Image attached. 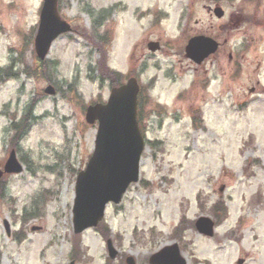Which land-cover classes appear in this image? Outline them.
<instances>
[{"label":"rangeland","instance_id":"1","mask_svg":"<svg viewBox=\"0 0 264 264\" xmlns=\"http://www.w3.org/2000/svg\"><path fill=\"white\" fill-rule=\"evenodd\" d=\"M43 2L0 0V69L9 71L12 57L21 60L15 66L20 78L0 84V168L14 149L25 166L0 185V264H69L74 246L77 264H127L128 257L149 264L174 243L189 264H264V29L253 24L258 0H61V14L75 32L54 43L43 65L47 78L34 80L20 72L22 62L34 66V41L26 38L38 29ZM218 5L223 18L214 15ZM230 17L239 19L231 25ZM198 34L221 43L200 66L185 53ZM150 41L160 42L161 50L150 52ZM245 44L249 65L232 71L230 49ZM10 49L22 52L11 55ZM31 69V75L41 72ZM108 71L140 72L150 96L141 109L146 149L140 179L119 205L107 206L99 227L75 235L77 176L98 131L87 124L86 108L108 100L114 81ZM48 84L55 95L45 94ZM25 114L30 121L20 123ZM14 124L21 130L16 140ZM201 216L216 219L213 237L197 231ZM110 238L120 252L114 261Z\"/></svg>","mask_w":264,"mask_h":264},{"label":"water","instance_id":"2","mask_svg":"<svg viewBox=\"0 0 264 264\" xmlns=\"http://www.w3.org/2000/svg\"><path fill=\"white\" fill-rule=\"evenodd\" d=\"M216 14L223 16L218 8ZM71 31L70 25L63 21L58 11V0H45L41 12V24L36 38V51L44 59L54 40L61 34ZM218 43L208 37L199 36L190 40L186 47L187 56L201 64L204 59L215 53ZM159 48L157 43L151 49ZM49 91H53L49 88ZM139 85L131 79L121 87L113 88L107 104L91 106L87 112V120L93 124L99 121L96 147L86 170L77 179L76 199L74 205L75 233L96 227L105 217L106 207L113 202L119 204L129 186L137 182L140 176L142 154L145 150V138L137 119V99ZM23 167L12 152L5 166L0 170V179L4 173H21ZM215 223L207 217L197 222L199 231L207 236L214 234ZM111 259L118 256L113 241L108 240ZM129 264L135 261L128 259ZM151 264H188L178 244L168 246L154 254ZM240 264L243 260L239 261ZM71 264H76L73 261Z\"/></svg>","mask_w":264,"mask_h":264},{"label":"flooded vegetation","instance_id":"3","mask_svg":"<svg viewBox=\"0 0 264 264\" xmlns=\"http://www.w3.org/2000/svg\"><path fill=\"white\" fill-rule=\"evenodd\" d=\"M258 5H260V6L257 9L256 15H255L256 18H255V21L253 24L256 25L258 28L264 29V0H258ZM225 14H226V12H225ZM238 19H234V17H230V24L231 25L235 24ZM227 41H229V40H226L225 42H227ZM254 41L255 40L253 38H251L250 42H254ZM235 45L238 47L237 44H235ZM235 45L233 47H231L230 52L228 54V64H229L230 69L232 71L237 70L238 72H242V70L245 69L247 67V65H249L248 51H247V48L249 45L247 46L245 44V45H243V47L241 49H234ZM246 46H247V48H246ZM260 65H261V61L258 62V68L260 67ZM257 83H258V85L260 84L259 81ZM255 90H256V88H254V87L251 89L252 92H254Z\"/></svg>","mask_w":264,"mask_h":264},{"label":"trees","instance_id":"4","mask_svg":"<svg viewBox=\"0 0 264 264\" xmlns=\"http://www.w3.org/2000/svg\"><path fill=\"white\" fill-rule=\"evenodd\" d=\"M40 64V63H39ZM43 65V64H42ZM31 67H27V70L26 71H28V72H31ZM108 74H109V76L111 77V79L112 80H114L113 81V85H119V84H121L120 82H122L121 81V79H122V77H121V75H119V74H117V73H114L113 71H108ZM0 76H9V71H4V72H1L0 73ZM0 79H1V77H0ZM147 105V103L145 102V101H143L142 102V104L140 105V109H139V121H140V123H141V120H142V118H143V112L141 111V109L143 108V107H145ZM194 121H195V123H196V119H194ZM197 124V123H196ZM24 126V125H23ZM17 131H18V133L21 131L20 129H19V127H17ZM75 254H76V247L74 246V254H73V258H76L75 257Z\"/></svg>","mask_w":264,"mask_h":264}]
</instances>
